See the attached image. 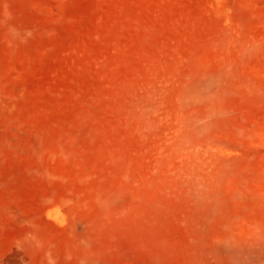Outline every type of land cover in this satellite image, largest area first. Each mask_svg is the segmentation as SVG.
Wrapping results in <instances>:
<instances>
[{
	"label": "rangeland",
	"instance_id": "1",
	"mask_svg": "<svg viewBox=\"0 0 264 264\" xmlns=\"http://www.w3.org/2000/svg\"><path fill=\"white\" fill-rule=\"evenodd\" d=\"M0 264H264V0H0Z\"/></svg>",
	"mask_w": 264,
	"mask_h": 264
}]
</instances>
